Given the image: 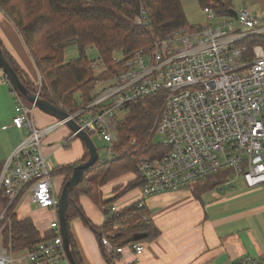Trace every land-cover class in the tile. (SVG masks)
<instances>
[{
    "label": "built area",
    "instance_id": "1",
    "mask_svg": "<svg viewBox=\"0 0 264 264\" xmlns=\"http://www.w3.org/2000/svg\"><path fill=\"white\" fill-rule=\"evenodd\" d=\"M203 11L205 25L180 28L129 54L118 51L111 65L101 58L93 60L96 96L69 111L81 130L108 144L110 158L105 162L118 157L113 148L117 126L129 105L151 97L161 100L146 143L159 136V143L169 151L156 160L140 162L138 176L143 185L134 203L139 209L147 207L151 196L179 191L228 170L234 177L241 176L250 189L264 186V14L248 8L237 10L226 1L222 5L213 2ZM131 21L150 26L148 11L141 8ZM42 80L40 74L38 96ZM7 83L16 100L11 125L25 131V137L0 174V195L5 197L0 208V264L68 261L58 216L59 193L53 183L56 173L43 151L44 139L65 120L39 127L36 104L27 102L9 79ZM73 137L76 133L70 139ZM135 145L134 138L132 147ZM123 153H129V148ZM26 197L39 209L55 212L50 229L54 236L15 252L6 232ZM100 209L106 222L119 207L103 205ZM142 219L148 221V216ZM116 239L115 234L102 236L106 254L123 256L126 249L136 256L145 253L144 243L121 245L114 243ZM236 264L264 261L245 256Z\"/></svg>",
    "mask_w": 264,
    "mask_h": 264
},
{
    "label": "trees",
    "instance_id": "2",
    "mask_svg": "<svg viewBox=\"0 0 264 264\" xmlns=\"http://www.w3.org/2000/svg\"><path fill=\"white\" fill-rule=\"evenodd\" d=\"M185 0H0V7L15 23L43 76L40 97L54 104H60L70 112L90 103L96 96V76L91 68L89 48L98 51L99 58L111 65L113 56L120 51L129 54L138 48L154 44L175 30L193 27L186 16ZM201 7L223 1L233 5V0H198ZM145 8L149 13L150 26L140 27L131 19ZM76 44L79 56L70 61L65 59L66 48ZM5 57L14 67L24 85L36 94L35 85L27 74L2 48ZM79 95V96H78ZM27 101V100H26ZM28 102V101H27ZM161 100L151 97L132 102L127 113L117 126V138L113 145L118 157L113 161H99L85 171L83 181L72 191L68 208L72 250L78 264H84L71 232V222L81 219L85 225L103 235L115 234V244L128 245L134 242H149L159 236L160 230L147 207L139 209L135 204L120 208L111 214L103 226H96L84 212L81 196L89 197L99 208L116 204L123 195L141 188L143 181L138 176L139 164L144 159L156 160L169 150L159 142L147 139L161 108ZM137 145L132 147V139ZM85 145V144H84ZM68 170L72 174L75 166L89 159V151ZM129 148V153H123ZM3 163H0V174ZM55 173L59 171L55 170ZM134 175L125 185L116 186L115 196L105 199L103 188L124 176ZM234 177L232 171H224L205 180L193 190L199 192L214 190ZM198 183V182H197ZM195 183L194 185H196ZM200 183V182H199ZM198 191V193H197ZM5 205V197L0 195V208ZM148 216V221L142 219ZM11 228L6 232V240L17 252L36 247L42 241L52 238L50 230L41 232L30 217H13ZM143 234L136 239L135 236ZM145 244V243H144ZM108 264H115V257L105 253Z\"/></svg>",
    "mask_w": 264,
    "mask_h": 264
},
{
    "label": "crops",
    "instance_id": "3",
    "mask_svg": "<svg viewBox=\"0 0 264 264\" xmlns=\"http://www.w3.org/2000/svg\"><path fill=\"white\" fill-rule=\"evenodd\" d=\"M0 43L37 87L40 71L19 29L1 7ZM7 80L0 71V163L3 164L25 137V131L11 125L16 100ZM35 118L41 128L58 121L42 110L35 113ZM73 134L71 128L64 124L51 131L43 142L48 163L59 171L56 175L59 174L64 183L70 172L63 169L86 154L81 139H70ZM133 178L134 175H127L106 185L103 188L105 199L115 196L113 189L116 186L125 185ZM199 182L179 191L149 197L147 209L160 230L159 236L144 242L146 250L142 256H136L128 249L123 256L112 255L115 264H236L245 256L264 261V186L250 189L241 176L233 177L214 190L199 192L198 198L193 190L208 183ZM140 192L141 188L133 189L115 203L125 208L137 201ZM80 202L92 223L103 226L106 215L99 206L87 196H81ZM30 204L31 198L26 197L19 205L18 215ZM24 217L29 216L24 213ZM32 219L39 231H48L43 224L40 226ZM71 232L84 264H108L101 239L84 221L74 219ZM57 264L70 263L61 261Z\"/></svg>",
    "mask_w": 264,
    "mask_h": 264
},
{
    "label": "water",
    "instance_id": "4",
    "mask_svg": "<svg viewBox=\"0 0 264 264\" xmlns=\"http://www.w3.org/2000/svg\"><path fill=\"white\" fill-rule=\"evenodd\" d=\"M0 67L11 82L14 89L22 97H24L30 103L36 104L38 109L42 110L43 112L49 115H52L56 119L60 121L65 120V124L71 128L73 133H76L77 137L81 139V141L85 144L89 151V159L74 167L72 174L63 184L62 189L59 193L58 216L68 262L70 264H78L72 250L70 224L67 212L69 208V203L71 201L72 191L83 181L85 171L93 167L99 161V149L95 145L92 137L85 130H81V127L78 122L70 118V113L67 109H65L60 104H54L50 101L44 100L37 94H33L28 90V88L24 85L22 79L20 78L14 67L3 54L2 50H0ZM142 236L143 234H138L135 236V238L138 239Z\"/></svg>",
    "mask_w": 264,
    "mask_h": 264
},
{
    "label": "rangeland",
    "instance_id": "5",
    "mask_svg": "<svg viewBox=\"0 0 264 264\" xmlns=\"http://www.w3.org/2000/svg\"><path fill=\"white\" fill-rule=\"evenodd\" d=\"M183 5H184L186 16L188 18L189 23H191V25H205L207 23V18L203 11V7H201L198 0H185L183 2ZM233 6L237 10L241 8H248L258 14H261V15L264 14V0H233ZM88 55L92 60L99 58L98 51L95 48H89ZM78 56H79V49L76 44L70 45L69 47L66 48L65 59L67 62L72 60L73 58H77ZM38 110L40 109L37 108V111ZM125 114L126 113H123L122 115L124 116ZM116 138H117V135H116ZM92 139L95 145L99 149L100 160L104 161V160L109 159L110 156H109L108 144L101 141L96 136H92ZM154 141L159 142L160 137L156 136ZM53 183H54V187L56 188L57 192L60 193V190L62 189V186L64 184V179H60L59 174L55 175L53 176ZM24 213L28 214L30 218H34L36 221H38L40 226H42L43 224L46 228H48V230L51 229L52 221L56 219V214L53 210L39 209L34 203H32V200H31L30 207L28 206L23 211V213H19V216L24 217Z\"/></svg>",
    "mask_w": 264,
    "mask_h": 264
}]
</instances>
